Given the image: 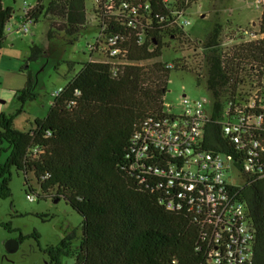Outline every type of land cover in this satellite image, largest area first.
<instances>
[{
  "label": "trees",
  "instance_id": "1",
  "mask_svg": "<svg viewBox=\"0 0 264 264\" xmlns=\"http://www.w3.org/2000/svg\"><path fill=\"white\" fill-rule=\"evenodd\" d=\"M2 1L0 49L13 14ZM196 1L91 0L89 10L85 0H51L46 7L42 0L35 4L34 24L42 13L49 19L48 40L63 34L69 44H75L88 29L91 16L97 30L121 37L119 47L125 53L123 59L118 58L123 64L115 67L100 62L81 64L45 117L35 119L33 127L23 132L14 128L13 119L37 99L28 67L43 54L31 46L21 68L25 85L15 94L19 108L13 115L0 113V152L8 151L0 165V200L11 198L9 184L11 170H15L24 175L28 190V176L34 178L40 190L38 199H63L82 219L78 244L73 246L74 236L66 235L57 246L46 248L48 264H61L62 257L72 258L73 264L201 263L198 230L191 215L184 210L167 211L160 204L162 191L155 188L156 179L143 175L140 168L132 169L130 151L131 138L141 123L165 115L163 99L172 70L191 72L197 84L201 82L197 62L184 64L178 59L168 68L161 61L167 42L188 44L189 35L178 25V15ZM131 9H137L135 16ZM220 34V26L213 28L201 53L207 68L206 90L215 112L241 87L264 83V0L258 24L261 39L222 51ZM258 135L264 137V118ZM203 147L210 153L231 155L240 169L233 145L214 122L205 126ZM239 199L255 234L251 264H264V179L245 178ZM0 228L11 232L10 224L0 223ZM31 238L37 242L39 236L34 233ZM16 241L21 244L23 238Z\"/></svg>",
  "mask_w": 264,
  "mask_h": 264
},
{
  "label": "built area",
  "instance_id": "2",
  "mask_svg": "<svg viewBox=\"0 0 264 264\" xmlns=\"http://www.w3.org/2000/svg\"><path fill=\"white\" fill-rule=\"evenodd\" d=\"M34 9L24 1L20 12L12 14L6 24L5 34L27 35L34 26ZM130 12L135 16L137 9ZM184 16L185 11L178 15L177 23L182 28L189 25ZM97 31L99 40L88 47V62L112 67L123 64L118 59L125 54L119 47L121 37ZM61 92L59 88L51 98L54 100ZM170 109L163 116L146 118L133 134L132 169L140 168L143 175L156 179L155 188L162 191L159 202L167 211L184 210L191 215L198 230L200 264H251L255 234L239 190L247 177L264 179V137L258 135L264 118V83L241 87L227 96L217 112L209 96L199 100L183 96L179 114H170ZM210 122L219 125L223 137L233 145L240 169L231 155L204 149V129ZM26 197L34 201L32 195Z\"/></svg>",
  "mask_w": 264,
  "mask_h": 264
},
{
  "label": "rangeland",
  "instance_id": "3",
  "mask_svg": "<svg viewBox=\"0 0 264 264\" xmlns=\"http://www.w3.org/2000/svg\"><path fill=\"white\" fill-rule=\"evenodd\" d=\"M24 1L35 6L38 0H3L2 3L16 15ZM50 1L42 0L43 7ZM261 2L262 0H197L186 9L184 18L189 21V25L183 27V31L189 35L188 44L167 42L168 47L163 50L161 61L171 65L178 59L184 64L197 62L201 82L197 84L191 72L172 70L163 99L165 111L171 107L170 114H179L183 96L189 100L208 98L205 83L207 68L201 53L206 36L213 28H221L218 42L222 51L263 37L258 34ZM91 6V0H85L86 10ZM94 24L89 16V27L75 44H69L63 34L48 40L46 33L49 19L44 17V13L30 27L27 35L5 34V41L0 49V113L13 115L19 108L15 94L25 85L26 79L21 68L25 65L29 48L37 46L43 52L38 62L28 67L34 76L33 92L37 94V99L27 103L22 113L13 119L15 129L28 132L33 127L34 119H43L53 100L51 94L67 85L80 71L81 64L88 62V47L95 46L99 40ZM6 148L7 145L4 144L2 149ZM7 156L8 151L0 152V165ZM28 177L31 180L30 190L24 184V175L11 170V198L0 200V223L10 224L11 227V232L0 228V264H48V258L43 253L46 248L57 246L66 235L74 236L72 245L76 246L81 237V217L63 199H38L40 190L34 178ZM27 194L33 196V202L28 201ZM34 233L39 236L37 242L31 238ZM19 236L23 241L18 250L7 253L4 250L5 242L16 240ZM61 264H73V259L62 257Z\"/></svg>",
  "mask_w": 264,
  "mask_h": 264
},
{
  "label": "water",
  "instance_id": "4",
  "mask_svg": "<svg viewBox=\"0 0 264 264\" xmlns=\"http://www.w3.org/2000/svg\"><path fill=\"white\" fill-rule=\"evenodd\" d=\"M19 243L16 240H8L4 244V250L7 253H14L18 250Z\"/></svg>",
  "mask_w": 264,
  "mask_h": 264
},
{
  "label": "crops",
  "instance_id": "5",
  "mask_svg": "<svg viewBox=\"0 0 264 264\" xmlns=\"http://www.w3.org/2000/svg\"><path fill=\"white\" fill-rule=\"evenodd\" d=\"M52 102H53V100L50 102L49 107L51 106ZM34 120H35V119H34Z\"/></svg>",
  "mask_w": 264,
  "mask_h": 264
}]
</instances>
